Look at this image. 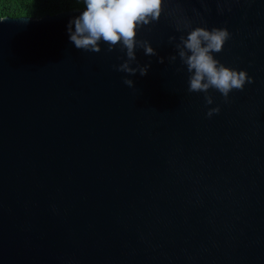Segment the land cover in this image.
Listing matches in <instances>:
<instances>
[{"label": "water", "instance_id": "obj_1", "mask_svg": "<svg viewBox=\"0 0 264 264\" xmlns=\"http://www.w3.org/2000/svg\"><path fill=\"white\" fill-rule=\"evenodd\" d=\"M84 7L0 17V264H264V0H165L144 76L70 42ZM195 27L253 79L227 102L168 61Z\"/></svg>", "mask_w": 264, "mask_h": 264}, {"label": "clouds", "instance_id": "obj_2", "mask_svg": "<svg viewBox=\"0 0 264 264\" xmlns=\"http://www.w3.org/2000/svg\"><path fill=\"white\" fill-rule=\"evenodd\" d=\"M164 3L165 0H83L84 10L68 22V38L77 49L85 51L100 52L101 42L108 45V52L119 47L126 59L114 65L115 70L128 76H134L137 72L144 76L150 64L141 65L137 61L136 50L142 49L146 56H157V52L148 40L137 39V33L142 27L159 21ZM177 11L181 14L174 19L175 30L181 32L190 27L191 21L183 15L182 9L177 8ZM230 38L231 34L226 28L213 27L209 30L195 27L186 35L179 36V42L174 45L176 55L168 57L169 63H172L178 55L190 74L188 91L204 93L206 105L213 103V98L208 94L210 89L218 91L227 102L232 90L242 91L246 83L253 82L246 71L226 67L214 58L213 53L221 52ZM168 40L172 43L176 37L169 36ZM158 62L163 63L164 58L158 57ZM132 64L136 66L132 67ZM123 83L128 87L134 85L133 80L128 78ZM219 111V106L210 108L206 116L211 117Z\"/></svg>", "mask_w": 264, "mask_h": 264}, {"label": "trees", "instance_id": "obj_3", "mask_svg": "<svg viewBox=\"0 0 264 264\" xmlns=\"http://www.w3.org/2000/svg\"><path fill=\"white\" fill-rule=\"evenodd\" d=\"M82 6L83 0H0V17L5 15L38 17Z\"/></svg>", "mask_w": 264, "mask_h": 264}]
</instances>
